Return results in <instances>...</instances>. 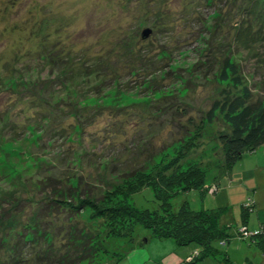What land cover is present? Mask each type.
Instances as JSON below:
<instances>
[{
    "label": "rangeland",
    "instance_id": "rangeland-1",
    "mask_svg": "<svg viewBox=\"0 0 264 264\" xmlns=\"http://www.w3.org/2000/svg\"><path fill=\"white\" fill-rule=\"evenodd\" d=\"M210 2L214 3H209V0H0V232L6 233L7 229H10V234L13 235L6 239L10 240V245L19 239L26 227L28 229L29 226L35 225V218L37 219L36 216L38 214L39 217L40 213V236L43 234L45 238L48 237L52 248H55L59 256L65 253V249H71L70 240L66 238L75 235V232L65 227L63 221L65 216L61 215L62 212L56 213L54 209L50 217L51 211L50 213L47 209L41 211L44 204L38 206L40 201L47 200L46 193L40 189L42 187L40 183L43 180L47 182L49 176L57 175L60 166L58 158L62 155L68 157L69 153L74 152L81 144L92 149L90 152L95 159L99 154L107 155L109 148L103 146L110 143L108 136L110 130H113L107 123L110 120L109 114H112L110 110L117 111L114 108L121 107L114 120L117 121L115 123H120L116 127L121 131L118 134L121 135L119 138L122 137L123 140L126 136L124 131L132 132L135 119L141 122L140 132L148 133L151 137L158 133L150 139L156 149H163L162 146L159 147L163 141L169 144L170 140L175 139L174 143L170 144L171 148L161 152L162 155L160 156V153L153 160L148 174L167 168L174 162L175 157L179 158L177 150L188 137L183 136L186 134L183 130L180 135L168 133L173 123L171 120L176 119L177 124L191 122L193 128L191 129L197 130L206 117L205 113L215 100L223 97L221 90L229 84L221 82L217 75L212 74L206 78L202 74V67L198 65L202 61L205 62L214 47L220 46L221 42L216 44L215 41L218 39L223 41L222 39L230 35V25L223 24L219 28L220 31L215 28V20H220L219 10L215 8L219 6L214 0ZM221 2L226 4L230 0ZM260 3L264 7V0ZM156 14L160 19H153ZM146 29L152 32L144 39L142 34ZM231 30L232 33L236 31L234 26ZM256 30L259 32L255 27L251 31ZM248 34L241 39L235 38L233 34L230 38V47L226 46L225 51L232 60L237 59L243 79L251 86L255 96H264V38L261 35H264V32L258 33L260 36L258 35L257 40V33ZM44 38L53 42L56 55L60 53L56 47L59 44L69 53L65 54L66 57L73 54L75 57L69 61L77 58L84 61L88 58L86 63L91 64L95 61L94 64H97L100 61L98 59L103 58L104 63L97 66V69L107 73L102 72L100 77H112L115 74L122 79L114 88L103 89L98 95L91 94L93 92L89 89L87 97L90 98V104L94 109L109 108L95 119L93 126L78 130L77 133L73 130L67 139L60 135L64 132L63 128H57L58 133L49 132V129L46 132L26 129L27 118L24 117L22 108L29 104L28 100L30 102L34 98L27 93L23 101L19 97L21 91L24 89L28 91L29 87H24L26 81L34 84L33 88L39 87L46 92L56 87L58 80L62 82L63 75L65 76L62 70L58 72L54 69L53 64L48 65L47 61L36 59L42 44L40 40ZM224 42L221 44L222 47ZM161 45L170 51L152 58L157 55ZM140 46L149 48L152 57L143 60L140 55L133 56L132 51ZM93 57L96 60L92 59ZM221 58L223 59V55ZM163 66L171 72L168 78L165 71L162 74L148 73L158 67L163 69ZM221 68L222 66L218 67ZM19 69L24 70L26 75L23 81L18 83V77L11 73ZM144 74L147 75L145 82L141 80ZM161 75H166V79ZM44 81L47 82L42 85L41 82ZM164 85L169 86L162 88ZM90 86V81H80L68 87L66 92L73 90L74 97L80 99L81 90ZM18 98L21 107L17 105L16 108L8 110ZM40 99L38 97L42 102L43 99ZM41 107L49 108L43 105V102ZM30 108L31 116H34L32 105ZM177 108L182 110L178 115L175 113ZM166 110L168 113L165 114ZM63 120V126L68 129L67 131H71L73 117ZM148 121L153 123V127ZM12 124L16 125L14 127L16 130L11 127ZM227 127L223 114L219 112L213 123L204 122L201 130L208 136L206 141L204 140L207 142L205 145L207 161L216 160L213 152H217L221 147L219 142V145H216L211 139H217ZM51 137H54V140L50 141ZM96 143L99 145L98 149ZM203 149L204 145H201L191 152L190 157L181 158L182 162H193L197 156L203 155ZM94 151L98 153L95 154ZM67 166L70 172L75 169L70 157ZM79 167H85L84 163ZM99 169L97 177L103 181L108 179L109 175L108 178H102L107 175L104 165H100ZM82 170L88 173L86 168ZM220 176L219 170L215 167L207 171L209 185L218 179L219 191L216 194L202 195L199 191H191L177 196L173 203L179 208L184 201H188L196 210L225 208L221 225L229 226L233 236L229 244L226 245V241L223 243L222 250L227 252L235 264H264V251L256 244L242 240L245 233L238 230L244 223L242 208L248 205H254L248 211L249 231H257L260 224L264 223V146L253 153H246L231 173ZM89 186L94 187L95 194H101L105 190V185L101 181L96 183V186L91 182ZM133 202L142 208L158 207L150 188L136 193ZM4 208L6 211L7 208L13 210L7 213V221L1 223L4 220L1 218L5 216ZM97 218L92 210L86 209L79 213L76 223L79 222L80 225L83 223L85 226L92 224L94 227L102 220ZM86 232L89 233V229ZM135 234L136 246L126 257L115 260L113 253L104 251L100 255L95 254L96 264H179L197 248L196 244L177 247L174 240H159L151 230L142 227H137ZM6 240L5 243L2 241L0 243L2 257L5 255V252L4 254L2 252L5 250L3 246ZM140 240L145 243L141 244ZM42 246V249H49L50 245L44 243ZM32 247L35 248L34 252L40 249V245L34 243L27 250H31ZM223 254L222 252L219 258L212 256L194 264H227ZM80 264L89 262L84 261Z\"/></svg>",
    "mask_w": 264,
    "mask_h": 264
},
{
    "label": "trees",
    "instance_id": "trees-1",
    "mask_svg": "<svg viewBox=\"0 0 264 264\" xmlns=\"http://www.w3.org/2000/svg\"><path fill=\"white\" fill-rule=\"evenodd\" d=\"M214 1L218 3L219 7L215 9L219 10L220 14V20H215V28L220 31L219 28L223 24L230 25V35L228 34L226 39H222L225 41L223 47L221 45L223 41H220V39L215 41L216 44L221 42L220 46L214 47L212 54L206 57L205 62L202 61L198 65L200 68L202 67V74L206 78L212 74L217 75L221 82H228L229 84L221 90L223 97L213 102L204 115L206 117L203 118L202 125H199L197 130H192L191 122L188 124H177L176 119L173 118L171 120L173 123L172 127L168 129V133L180 135L181 130H183L186 133L183 136L188 137L183 144H180L181 148L177 150L179 151L178 155L180 154L179 158L175 157L174 162L169 164L167 168L148 174L147 171L151 168L153 160L161 152H166L171 148L170 144L174 143L175 139L170 140L169 144L163 141L159 145L163 149H156L150 139L158 133L153 134L151 137L148 136V133L140 132L139 124L141 122L135 119L136 123L132 132L124 131L126 136H124L125 140H123L122 137L119 138L121 135L118 134L121 131L116 127L120 123L118 122L119 124H117L115 123L116 120H114L121 107L114 108L117 111L110 110L112 114H109L110 120L107 123L113 130H110V136H108V143H110L103 146L109 148L107 155L102 156L99 154V157L95 159L90 152L92 149L86 148L81 144L74 152H70L68 155L75 165L73 172H70L71 170L67 166L68 157L62 155L58 158L60 166H58L57 175L49 176L47 182L43 180L40 183L42 186L40 189L46 193L47 200L40 201L38 206L41 207L44 204V208L41 207V211L43 209H47L48 213L51 211L50 217L53 215L54 209H56V213L57 211L59 213L62 212L61 215L65 216L63 220L65 227L69 231L75 232V235H69L66 238V240L68 238L70 240L71 249H65V253L59 256L55 248H52V243L49 242L48 237L45 238L43 234L40 236L41 226L39 224L41 215L38 212L40 218L37 214L35 225L29 226L28 229L26 227L19 239L15 243L12 242L13 245H10V240H6L13 235L10 234V229H7L6 233L5 231L0 232V243L1 241L5 243L6 240V244L3 246L5 250L2 252L3 254L5 252V258L0 254L2 258L0 264H80L84 263V261H88L89 264H96L95 254L100 255L104 251L113 253L115 260H121L136 246L137 236L135 232L137 227L151 230V233L159 240L169 241L172 239L177 247L196 244V250L191 252L179 264H194L207 260L212 256L219 258L222 252L227 264H235L227 252L225 253L221 248V246H224L223 243L225 241L226 245L229 244L233 236L229 226L221 225V218L225 213V208L196 210L191 207L188 201H184L179 208H176L173 203L174 198L191 191H199L202 195L207 193L216 194L219 191L218 179L209 185L207 183V171L215 167L219 170L221 176L228 175L246 153H253L264 146V96H255L256 94L251 86L243 79L237 59L232 60L225 51L226 46L230 47V38L233 34L236 36L235 38L241 39L242 36H247L248 33H257L256 40L259 39L258 35L260 36V34L258 33L264 32V7L260 3L261 0H230L226 4H222V0ZM209 3L214 2L209 0ZM153 19H160V16L156 14ZM233 26L236 29L235 33H232L231 30ZM254 27L259 32L257 30L256 32L251 31ZM261 35L264 38V35ZM40 42L42 44L37 52L36 59L40 58L42 62L47 61L48 65L53 64L54 69L58 70V72L62 70L65 76L63 75L62 82L58 80L57 86L46 92L39 87L33 88L35 85H31L26 81L24 87H29L28 91L24 89V91L20 92L21 96L19 97H21V101L25 99L26 93L34 97L30 102L28 100L29 104L22 108L24 109V117L27 118L26 129L42 130L43 132L49 129V132L58 133L57 128H63L64 132H61L60 135L67 139L73 130L74 133H77L78 130L82 131L90 127L96 122L95 119L109 108L107 107L105 110L101 108L94 109L93 105L90 104V98L87 97L90 90H92L93 93L91 94L93 95L101 94L103 89L110 90L114 88L122 79L115 74L112 77H100L103 71L97 69V66L104 63L103 58H99L98 60L100 61L97 64H94V60H96L94 57L92 58L94 60L91 59L94 61L91 64L86 63L88 58L84 61L80 58L69 61L75 56L72 54L66 57L65 54L69 53L65 52V48L61 47L60 44L56 46L58 51L60 50V53L56 55L52 41L44 38ZM145 49L146 47L142 46L135 47L132 54L133 56L140 55L141 59L147 60L152 56L149 48ZM168 51H170L168 48L161 45L156 53L157 55L152 58ZM29 53L28 57L31 56ZM222 55L223 59L221 58ZM219 66H222V68L218 69ZM163 71H165L168 78L171 72L166 70V66H163V69L158 67L153 72L148 71V73L158 72L162 74ZM104 73L107 72L102 74ZM11 75H16L19 83L25 78L26 72L19 69L17 71L14 70ZM166 75L161 76L166 79ZM142 77L143 79L141 80L145 82L147 75L144 74ZM85 80L90 81L91 86L81 90L82 96L79 97L80 99L74 97L75 93L73 90L66 92L68 87ZM45 82L47 81L41 82L42 85ZM230 84L232 88H230ZM168 86L164 85L162 88ZM38 97L41 98L40 100L43 99V105L49 107L48 109L41 107L42 102L38 100ZM21 101L18 98L17 102H13L8 110L16 108L17 105L20 106ZM30 105H32L34 116H31ZM167 111L164 113H168ZM179 111L182 110L177 108L175 111L176 115L180 114ZM218 112L223 114L228 127L217 139H211L216 142V145L220 143L221 147L218 148L217 152H213L216 160L207 161L205 149L207 142L205 141L208 136L202 133L201 128L204 127L205 121L213 123ZM72 117L74 120L70 124L72 130L67 131L68 129L63 126V119ZM35 122H38L39 126ZM148 123L153 127L152 122L148 121ZM11 127L15 129L16 125L12 124ZM52 140H54V137H51L50 141ZM96 145L98 144L96 143ZM201 145H204L202 156H197L193 162H182L181 158L190 157L191 152L201 147ZM96 148L98 149L99 145ZM94 153L97 154L98 152L94 151ZM90 154L92 157H90ZM3 155L5 156L4 151ZM83 158L86 160H83ZM98 159L99 164L97 163ZM82 163H84L85 167H79ZM85 163L88 164L86 165ZM100 165H104V171L107 172V175L102 178H108L109 175V178L104 181L97 177ZM84 168L88 170L87 174L83 172L82 169ZM100 181L105 185V190L101 194H95L94 187L89 186V184L93 182L96 186V183ZM84 185L88 186L84 187ZM145 188H150L154 193L158 203V207L155 209L138 207L133 202V196ZM252 206L254 207L252 204L242 208L244 223L238 227V230L241 233H245L241 238L242 240L250 241L256 244L261 251H264V223H261L257 231L254 232L249 231L247 226L248 211L253 208ZM86 209L92 210L93 214L97 215V219H102L101 222H97L98 224L94 227L92 224L85 226V224L81 223L84 228L78 224L79 222L76 223L79 213ZM11 210L13 208H7V211L6 209L3 210L5 216L1 218V220L4 219L1 223L7 221V213ZM74 223L76 224L73 225ZM91 227L93 228L91 229ZM87 229H89V233L86 232ZM34 243L39 244L40 249L35 252L33 247L31 250H27ZM44 243L50 245L49 249H42ZM143 243L145 241H141V244Z\"/></svg>",
    "mask_w": 264,
    "mask_h": 264
},
{
    "label": "water",
    "instance_id": "water-1",
    "mask_svg": "<svg viewBox=\"0 0 264 264\" xmlns=\"http://www.w3.org/2000/svg\"><path fill=\"white\" fill-rule=\"evenodd\" d=\"M152 31L150 29H146L144 30L143 34H142V38H148L149 34L151 33Z\"/></svg>",
    "mask_w": 264,
    "mask_h": 264
}]
</instances>
